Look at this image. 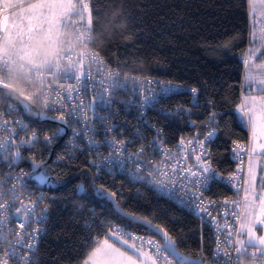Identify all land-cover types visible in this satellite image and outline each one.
<instances>
[{"label": "snow or ice", "instance_id": "6c2138e0", "mask_svg": "<svg viewBox=\"0 0 264 264\" xmlns=\"http://www.w3.org/2000/svg\"><path fill=\"white\" fill-rule=\"evenodd\" d=\"M252 17V33L250 39L256 42L257 24H260V36L258 48H250L248 58L244 60V65L248 66L252 61L261 59L259 64H255V69L259 70L258 75H253L251 69L246 71L244 76L245 91L251 93L253 84L255 91L260 95H244L241 103L237 105L234 114L237 119L250 128L251 136L249 146L245 149L239 141H233L232 152L234 156L241 160V153L246 152L248 158L247 178L243 184V197L241 200H224V205L231 204L233 210L229 211L227 207L223 210L225 217L231 216L233 222L229 224L225 221L226 236L223 241L217 242L216 248L212 253L214 264H242L241 257L247 256L251 260L259 261L264 264V0H246ZM99 13V7H96ZM93 7L92 0H0V72L8 73L16 65H22L30 76H35L40 84V92L33 90L31 94H25L19 91L20 99H16L13 94L15 89L10 90L7 80H0V97L9 103L6 111L9 115L16 109V105L22 108L25 113L32 109L28 102L32 95H38L40 103L37 106L46 111L57 112L59 115L50 119L59 122L62 127L59 134L64 132L65 127L71 128L73 123L81 125L79 131L73 130L74 136H83L90 146V150L98 147L94 139L87 138L88 131H94L89 118L84 110L82 101L76 99L81 92L96 91L100 89L97 96L92 97V105L108 107L111 105V94L109 88H120L126 90L130 85L132 91L139 93L144 84L153 83L160 86L159 95H167L180 86L173 85L171 82L164 84L160 81H153L150 78L141 81L137 77L125 76L120 79L119 72L107 70V64L98 51L84 52L75 45H72L67 33H75L77 40L87 42L92 40L93 28ZM259 16L258 21L256 17ZM99 23V21H95ZM69 44L62 52L59 50L61 43ZM99 65L96 69V75L101 77L96 79L92 74L91 64ZM63 80V82H61ZM69 80L74 83H68ZM196 93L195 88L190 89ZM151 93L148 96L141 97L142 105H147L155 101L157 93ZM52 97L51 103L49 97ZM67 101V103H65ZM187 111V109H183ZM3 113L0 112V119ZM217 113L213 112L209 120L216 122ZM105 119L102 117H97ZM16 121H2L0 128L9 132L7 140L0 138V163L8 166L9 171L16 167L24 159L21 155V148L26 147L29 151H35V144L38 142V136L33 133L30 139H19L16 143L18 133L12 127ZM219 125L217 124V128ZM217 128H212L206 133L203 140L197 139L191 141L198 146L193 148L192 152L199 151V155L194 156L195 163L190 167H182L176 162L171 168L162 165L156 167V174L159 177L167 176L172 173L181 183L173 180L170 184H165L163 179L150 181L157 185V189L167 195H173L175 188L179 187L187 194L188 199L183 201L184 206L189 208L198 219L203 221L205 217H212L211 208L218 206L216 201L206 200L201 189L206 186L220 174L211 167L209 158L210 152L204 147L205 142L211 140L217 132ZM21 131L25 130L22 126ZM107 131V129H106ZM161 133H158V135ZM54 135H45L44 143L50 144ZM114 151V155L104 157L100 164L95 160L90 161L97 171L105 168L111 171L113 166L124 168L126 162H136L138 171L136 179H143L139 175V166L150 164L143 158L144 148H140L136 153H127L125 145L128 141L112 140L108 142ZM157 143V141H153ZM183 144V140H181ZM12 148L16 150L13 152ZM158 151H160L158 149ZM167 151L163 154L167 157ZM187 153H185V159ZM32 166V173L28 179L35 181L40 185L48 184L51 178L43 167V160L37 161L35 156L27 158ZM148 172L149 176L153 175L152 171ZM242 171L241 166L235 172H232L227 178L220 176V179L229 181L239 179L238 173ZM258 173L259 176H258ZM91 176V173L89 174ZM26 174L20 172L10 175L9 180L20 182L25 179ZM259 181V183H258ZM6 181L0 180V200L5 195L12 194L13 200L0 203V240H7L12 237V247L5 250L0 246V264H35L33 257L36 252V244L29 241L38 238L40 229H32L33 221L42 223L47 214V207L39 217L35 216V209L40 207L38 203L21 204L18 208H13L16 200L19 198L18 186L12 184L6 191L2 186ZM26 186V185H25ZM94 195L102 200H108L117 209L118 213L123 215L129 221H138L139 218L129 212L120 209L116 202V192L110 191L103 185L95 187ZM240 190L239 188L237 189ZM84 192V186L80 185L78 194ZM42 200L43 197H39ZM15 223L19 231L13 232L9 227ZM143 227L154 231L161 236L164 243L161 245L155 240L145 239L131 232H127L123 227L112 226L104 228L102 240L93 241L95 246L87 256L84 264H173L170 257H174L178 264H207L204 253L201 251L197 258H191L185 255L177 247L176 241L168 233L167 229L161 225L152 224L148 219L140 221ZM28 229H32L29 231ZM257 229L260 232H257ZM8 232L9 236L4 235ZM92 240V237H89ZM138 242V243H137ZM139 244V246H138ZM147 246V251H145Z\"/></svg>", "mask_w": 264, "mask_h": 264}, {"label": "trees", "instance_id": "16d2710c", "mask_svg": "<svg viewBox=\"0 0 264 264\" xmlns=\"http://www.w3.org/2000/svg\"><path fill=\"white\" fill-rule=\"evenodd\" d=\"M92 7L91 47L110 65L153 74L198 90L195 101L186 91L172 95L169 106L179 101L188 110L181 113L182 118L174 114L169 120L159 121L171 139L196 129L201 131L204 124L213 128L218 124L210 145L211 158L219 173L230 172L231 143L248 137V127L234 114L246 94L243 62L250 31L246 0H92ZM7 103L0 97V108ZM213 112L217 113L215 123L209 120ZM14 113L23 116L40 134L57 127L56 122L39 118L33 109L25 113L16 105ZM185 117L191 119L193 126L187 125ZM23 155L29 172L32 166L27 158L35 156L37 161L43 160L51 178L48 184H35L48 209L35 264H81L95 246L86 238L88 230L82 223L92 217L93 211L106 220L107 226L122 225L130 231L155 237L163 244L160 235L141 225V220L148 219L167 229L185 255L197 258L203 251V258L209 263L213 238L207 226L149 187L122 176L108 175L103 170L96 178L90 156L79 149L68 153L61 136L50 147L39 146L34 152L24 151ZM80 185L84 186V192L78 194ZM94 185L116 192L120 209L135 214L139 220L129 221L111 202L96 197ZM212 186L215 193L211 195L229 193L221 184ZM102 232L104 229L99 231Z\"/></svg>", "mask_w": 264, "mask_h": 264}, {"label": "built area", "instance_id": "2783aa9c", "mask_svg": "<svg viewBox=\"0 0 264 264\" xmlns=\"http://www.w3.org/2000/svg\"><path fill=\"white\" fill-rule=\"evenodd\" d=\"M92 41V40H91ZM91 41L87 42H80L77 40L75 33H72L70 36V42L72 45H75L78 47L81 51L84 52H93L96 51L91 47ZM69 47V44L66 45L63 48H60L59 50L62 52L65 48ZM103 57V56H102ZM104 58V57H103ZM105 60V58H104ZM107 64V70L109 71H116L120 74V79L122 80L125 76L129 77H137L141 81L144 79H151L153 81H160L164 84H167L171 82L173 85H179L180 87L167 94V95H159L160 93V86L153 83L151 85L144 84L141 87V91L139 93H136L132 91V87L135 85H130L128 89L122 90L120 88L112 89L109 88V92L111 94V100L112 103L108 107H100L95 106L93 107L91 101L92 97L97 96L100 89L97 87L96 91L89 90L88 92H81V95L76 98L83 102L84 104V110L86 112V115L89 118V123H91L94 131H88L87 132V138L88 139H94L97 142L98 147L95 148V150H90V146L86 142V139L83 136H74L73 130L79 131L81 129V125H78L76 123H73L71 128L65 127L64 132L62 134H59V130L62 127V125L57 122V127L53 131H49L47 133L40 134L37 130L31 128L23 116L20 114L12 112L11 115L8 114V112L5 110L7 103L3 108H0V112L3 113L2 119H0V122L2 121H16L17 123L13 124L12 127L16 130L18 133V138L16 140V143H19V139H30L35 133L38 136V142L35 144V149L39 146H42L43 148L50 147L54 142L57 141L58 137L61 136V141L63 142V148L68 150V153H72L73 150H83L86 154H88L91 158V160H95L97 164H100L104 157H107L109 155H114V151L111 148L110 144L108 142L112 140H123L128 141L125 145L127 153H136L140 148H144L143 158L147 161H150V164L140 165L139 166V175L143 177L141 180H137L136 174L138 171V166L136 162H126L124 168L113 166L112 170L109 172L105 168H101L104 173L111 175V176H122L129 181L144 185L146 187H149L154 192H156L159 196L165 198L167 201L175 205L177 208L182 209L184 211L189 212L195 219H197L200 223H203L207 226V228L210 230L213 238V250L216 248L217 242L223 241L226 232L225 229V221L229 224L233 222V218L229 215L225 217L223 215V210L225 207L228 208L229 211L233 210V206L231 204L224 205L221 202L224 200H241L243 197V184L244 180L247 178V164H248V158L246 152L241 153V160H238L233 152V143H231L229 147V153L231 155V158L233 159V167L230 172L226 174H221L216 170V168L213 165L212 158L210 155L209 161L211 164V167L216 170L217 173L220 175L217 176L216 179L212 180L205 189H201L203 192L204 197L206 200H212L216 201L218 206L215 208L210 207V211L212 213V217H216V220H212L211 217H205L203 221L197 218L196 215L193 214V212L184 206L183 201H186L188 199L187 194L183 192L179 187L175 188L173 195H167L161 193L157 189V185L154 183H150V181H155L158 179H163L165 184H170L173 182V180H176L177 183H181L182 181H179L177 177H174L172 173H168L167 176L159 177L156 174V167L159 166H166L167 168H171L176 162H179V164L182 167H190L194 165L195 160L194 156L199 155V151L192 152L193 148H198V146L194 143H190L191 141H196L197 139L203 140L204 136L208 131H210L213 127L210 125L204 124V128L200 131L198 129L193 130L192 132H185L183 134H178L174 137V139H171L170 136H167L168 134L165 132L164 126L159 120L164 119H170V117H173L172 115L177 114L179 117H181V113H185L187 111H183V109H186L184 103H180L179 101L175 103L174 106H169V98L182 91H186L192 94V100L195 101L196 99V93H193L190 91L193 87L186 84H181L176 81H172L167 78H163L160 76H156L153 74L148 73H136V72H130L127 70H123L121 68L115 67L110 65L106 60ZM99 67V65L92 63V74L96 79H100L101 77L96 75V69ZM0 80H7L10 85V90L15 89V94H17L19 97V91H24L25 94H31L33 93V90H37L40 92V95H43V92L41 91V84L39 80L35 76H30L27 74V70L22 65H16L13 66L10 70V72H0ZM63 82V80L61 81ZM68 83H74V81L69 80ZM149 88L151 89L152 93H157L156 99L154 102L142 105L141 103V97L148 96L151 93L149 92ZM21 98V97H20ZM52 97H49V102L51 103ZM31 106L34 107L33 111L36 113V115L39 118L43 119H50L53 116L59 115L57 112H50L46 111L42 108H38L37 106L40 103L39 96L38 95H32L31 99L28 101ZM67 103V101H65ZM188 110V109H187ZM97 117H102L105 119H100ZM182 118V117H181ZM185 122H187L188 126H193V122L190 118L185 117ZM53 121V120H52ZM24 127L25 130L21 131V127ZM107 129V131H106ZM158 133H161L158 135ZM54 139L51 141L50 144L44 143V136L45 135H54ZM216 135V134H215ZM250 128H248V137L246 140L239 141L241 144L244 145L245 149L249 146L250 143ZM169 137V138H168ZM215 137V136H214ZM211 140L206 141L204 147L210 152L211 154ZM0 138H3L7 140L9 138V132L3 130V128H0ZM181 140H183V144H181ZM153 141H157V143H153ZM158 149L160 151H158ZM16 149L12 148V151L14 152ZM163 150L167 151V157L163 154ZM27 150L26 147L21 148V155L24 156L23 153ZM185 153H187V158L185 159ZM22 159L19 164L11 169V172L9 171V168L7 165L0 163V180L6 181L2 188L3 190H7L12 186V184L16 183L19 193V198L16 200L15 204L12 205L13 208H18L21 206V204H29V203H38L40 207H37L35 209V216L39 217L43 211V208L46 206L42 200H39L38 198L43 196L41 192H37L36 189V182L33 180L28 179V175L31 174L29 172L26 163ZM242 161V171L238 173L239 179L229 181L227 179H220V176H223L227 178L230 176L232 172H235L238 167L241 166ZM145 168H147L149 171L153 172L152 176L148 175V172L145 171ZM23 171L26 176L23 181L16 182L9 180L8 177L10 175H14L20 171ZM213 184H221L225 186L229 193L225 195H211L215 193V188L212 186ZM26 185V186H25ZM240 189L239 191L237 189ZM181 197L183 198V201L181 200ZM13 196L12 194L5 195L2 200H0V203L6 202V201H12ZM47 207V206H46ZM97 211L92 212V217L88 218L87 220H84L82 223L85 225V227L88 230V233L86 235V238L89 239V237H92V241L96 240H102L104 236V232L99 233L101 229H104L107 226L106 220L102 216H96ZM47 218V214H46ZM46 218L42 223H37L33 221L32 229H40L41 231L38 234V238L35 240L29 241L30 243L36 244L35 249V256L33 257V260L40 255L39 251V244L40 239L43 233L45 232V225H46ZM114 225L107 226L108 228H111ZM115 226L123 227L127 232H131L133 234H136L138 236H143L146 240L152 239L163 245L159 239L152 237L150 235L140 234L137 232L130 231L126 229L122 225L116 224ZM9 227L12 229L13 232L19 231L18 228H16L15 223H12L9 225ZM32 229H28L29 231H32ZM5 237L9 236L8 232L6 231L4 233ZM90 240V239H89ZM138 243V242H137ZM13 240L12 237L9 236L7 240H0V246H2L5 250L12 247ZM139 246V244H138ZM145 250L147 251V246H145ZM213 253V251H212ZM0 255H3V253H0ZM170 259L173 260V264H175V259L173 257H170ZM242 264H259V261L251 260L247 256L241 257ZM9 264H13L12 261H9ZM208 264H214V261L212 260V254L210 257V261Z\"/></svg>", "mask_w": 264, "mask_h": 264}, {"label": "crops", "instance_id": "0c3cea01", "mask_svg": "<svg viewBox=\"0 0 264 264\" xmlns=\"http://www.w3.org/2000/svg\"><path fill=\"white\" fill-rule=\"evenodd\" d=\"M248 7H249V6H248ZM249 14H250V10H249ZM256 19L259 21V20H260L259 16H257ZM261 23H264V21H261ZM251 33H252V17H251V15H250V31H249V46H248V50H249L250 48H258V47L260 46V43H259L260 24H259V23L257 24V30H256V42H255V43H253V42L251 41V39H250ZM248 50H247V56H246V59L248 58V54H249V51H248ZM260 62H261V60L258 58V59H256V60L253 61V65H252L250 68H249L250 65L246 66V67H245V74H246V71H247V68H248V70H249V69L252 70L253 75H258V74H259V70L255 69L254 65H255V64H259ZM245 74H244V76H245ZM253 89H254V90H253L251 93L246 92L245 95H248V94H251V95H260V94H261V93H259L258 91H255V85H254V84H253ZM250 131H251V130H250ZM259 174H260V173H258V176H259ZM258 183H259V181H258ZM145 251H146V250H145ZM90 253H91V251H90ZM90 253H89V254H90ZM89 254H88V255H89ZM86 258H87V257H86ZM86 258H85V259H86ZM85 259L83 260V262H82L81 264H84Z\"/></svg>", "mask_w": 264, "mask_h": 264}, {"label": "rangeland", "instance_id": "374dc122", "mask_svg": "<svg viewBox=\"0 0 264 264\" xmlns=\"http://www.w3.org/2000/svg\"><path fill=\"white\" fill-rule=\"evenodd\" d=\"M30 2H34V0H30ZM71 32H69V33H67V35H68V38L71 36ZM65 45H67V43H61L60 44V46H59V48H61V47H63V46H65ZM247 56V55H246ZM253 65V61L251 62V64H250V66H249V68L251 67ZM247 70H248V68H247ZM257 232L259 233L260 232V230L259 229H257Z\"/></svg>", "mask_w": 264, "mask_h": 264}, {"label": "water", "instance_id": "95a60500", "mask_svg": "<svg viewBox=\"0 0 264 264\" xmlns=\"http://www.w3.org/2000/svg\"><path fill=\"white\" fill-rule=\"evenodd\" d=\"M32 109H34V107L31 106ZM35 110V109H34ZM32 173V172H31ZM142 221V220H141ZM159 235V234H158ZM174 258V257H173ZM175 259V258H174ZM176 261V260H175ZM208 264V263H207Z\"/></svg>", "mask_w": 264, "mask_h": 264}]
</instances>
